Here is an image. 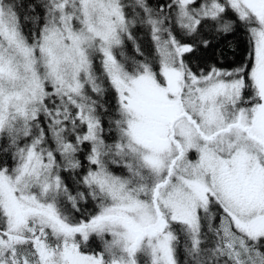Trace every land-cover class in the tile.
Here are the masks:
<instances>
[{"label": "snow or ice", "instance_id": "1", "mask_svg": "<svg viewBox=\"0 0 264 264\" xmlns=\"http://www.w3.org/2000/svg\"><path fill=\"white\" fill-rule=\"evenodd\" d=\"M0 264H264V0H0Z\"/></svg>", "mask_w": 264, "mask_h": 264}]
</instances>
